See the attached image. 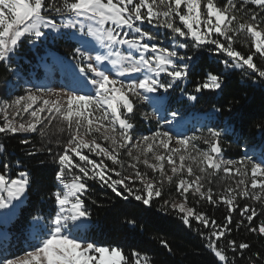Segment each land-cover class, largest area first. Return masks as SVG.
I'll list each match as a JSON object with an SVG mask.
<instances>
[{
  "label": "snow or ice",
  "instance_id": "snow-or-ice-1",
  "mask_svg": "<svg viewBox=\"0 0 264 264\" xmlns=\"http://www.w3.org/2000/svg\"><path fill=\"white\" fill-rule=\"evenodd\" d=\"M161 28L170 30L163 34L167 44L161 42ZM45 30L79 45L74 56L78 62L70 65L72 81L59 90L37 85L11 99L0 97V133L43 137L53 121L59 132L67 133L60 151L44 149L53 153L58 165L55 179L60 187L52 194L58 207L47 219L31 217V241L18 253L8 255L4 249L0 264H152L147 254L133 251L129 257L120 246L97 244L86 237L85 218L91 214L83 197L89 181H99L124 201L133 198L149 207L162 196L165 184L174 185L181 199H165L161 208L177 211L188 228L199 226L195 230L207 241L215 264H240L236 257L251 252V245L227 239L221 247L220 242L233 231L234 214L240 217L236 229L246 227L264 239V220L254 223L264 216V152L257 158L245 153L240 160L224 159L221 138L227 127H209L207 136L187 135L181 131L177 111L170 112L171 119L161 117L171 126L167 130L161 126L134 139V113L140 104L165 111L169 90L197 101L198 96L181 85L205 52L219 54L225 72L208 73L195 93H222L229 71L237 69L250 83L264 87V67L254 60L264 59V0H0V62L19 76L12 61L22 38L30 37L32 43L47 40ZM241 37L251 42L248 52L234 46ZM181 49L187 51L182 54ZM143 115L148 118V113ZM200 141L206 149L198 146ZM21 142L29 144L26 138ZM122 154L128 158L129 174ZM141 164L155 175L141 171ZM8 167L0 165L4 228L17 220L30 184L28 171L11 178L5 171ZM220 173V180L230 183L214 192L212 179ZM238 198L258 202L261 211L241 206ZM200 201L226 207L223 222L197 210ZM0 237L7 240L8 235L0 232ZM160 242L171 251L166 240ZM246 264H264V251L248 255Z\"/></svg>",
  "mask_w": 264,
  "mask_h": 264
},
{
  "label": "trees",
  "instance_id": "trees-1",
  "mask_svg": "<svg viewBox=\"0 0 264 264\" xmlns=\"http://www.w3.org/2000/svg\"><path fill=\"white\" fill-rule=\"evenodd\" d=\"M252 7V6H251ZM250 40L241 37L240 42L234 45L241 52L250 50ZM23 41L18 50L23 51ZM19 57L13 60L16 67L27 72L31 64L22 57L24 53L18 51ZM189 54H191L189 52ZM199 54V53H198ZM195 59V57H194ZM258 66L264 67V59L254 57ZM225 72L219 54L205 52L197 61L196 68L190 71V77L185 81L188 94L198 96L197 101H190L187 96L167 102L168 111L183 109L191 106L194 114L210 118L209 125L224 129L229 128L228 133L221 138L222 153L227 159L240 160L247 149L264 152V87L258 83L249 82L242 70L229 71L227 88L217 94L210 90L195 93V87L202 82L208 73L218 74ZM180 93V91H179ZM170 100V99H169ZM216 109H220L219 112ZM138 109L135 111L138 112ZM134 113V118L137 113ZM214 113V114H212ZM134 122L139 128L146 129V122L137 118ZM1 123V121H0ZM136 130V128L134 129ZM133 130V131H134ZM48 135L40 136L37 133L30 135L0 133V165L7 163L5 170L11 178H17L19 171H28L30 184L26 192L24 204L17 214V220L8 227V238L2 240V246H6L8 253H18L29 243L30 230L29 219L33 216H42L45 219L54 214L57 205L54 203L53 192L58 188L55 173L58 165L54 163L52 154L60 151L66 139L64 136L55 138L54 125L46 129ZM67 135V133H66ZM28 139L29 144L21 141ZM60 141V143H57ZM45 147L52 148L53 153L45 151ZM29 152L34 153L28 155ZM16 161L21 163L17 165ZM89 192L85 199V206L90 212L88 218L86 237L97 244L120 246L125 254L131 257L133 251L147 254L152 264H215L214 256L207 248V241L195 230L198 225L188 228L180 219V214L171 209H162L165 199H181L175 192V186H164L160 198L154 199L151 207L143 205L139 201L130 198L124 201L117 197L106 186H100L89 181ZM169 192L172 196H169ZM241 206L247 204L238 201ZM195 203L189 195V204ZM197 210L206 212L215 218L218 223L223 222L227 209L224 206H212L206 201H200L195 205ZM240 217L234 214L233 231L220 242L224 246L227 239H235L240 242H248L251 252L245 250V256H237L240 264H246L247 256L251 253L264 251V239L258 234L251 233L246 227L235 228L236 221ZM254 219V223H258ZM134 221L135 223H130ZM166 240L171 251L161 244ZM229 254H230V250Z\"/></svg>",
  "mask_w": 264,
  "mask_h": 264
},
{
  "label": "rangeland",
  "instance_id": "rangeland-1",
  "mask_svg": "<svg viewBox=\"0 0 264 264\" xmlns=\"http://www.w3.org/2000/svg\"><path fill=\"white\" fill-rule=\"evenodd\" d=\"M47 2V0H46ZM57 3H59V0H57ZM218 3H222V0H218ZM253 8L254 5H251ZM53 18H56L57 21H59V17H56L55 13L51 14ZM145 27H151L148 25H145ZM68 31V30H65ZM46 34H48V39L44 40L42 38L41 41L32 43L31 38H22L23 41V51H20L17 49V52L15 54V57L13 60L17 59L19 57L18 51L20 53H24L22 56L26 62L31 64V67L29 70V73L21 70L20 68L16 67V63L12 61V66L19 72V76L16 75L15 72L10 71L8 68V65L5 62H0V97H3L4 99H11L14 98L16 95H22L25 94L26 89L34 88L37 85H48L50 87H53L57 90L61 86H66L72 81V68L70 65H75L78 61L74 59L75 54V48L79 45L72 40H68L66 38H61L57 36L55 33H49V30H45ZM160 39L163 44L169 43V40L163 35L164 33H170V30H166L161 28L159 30ZM181 41H183L184 38H180ZM246 39V38H245ZM21 41V42H22ZM20 45L18 46V48ZM182 54L187 50H179ZM95 53H93L94 55ZM78 71V69H77ZM65 81L66 84H63L62 82ZM185 82L181 85L182 88L185 87ZM170 101L176 100L177 97L181 98L183 93H179V90L173 91L169 90V94H166ZM139 110L136 112L138 115L135 116V122L138 121V117L140 120H143L146 122V129H141L136 125V130L133 131L134 139L138 138L141 135H150L153 131L157 130L159 127H163V129L167 130L170 128V125L164 124L163 119H161L162 116H166L168 119H171L170 111H168V107L165 106L166 110L163 112L160 111H154L152 107H150L147 104H140L138 105ZM184 106L183 109L176 110L179 113V116L177 117L178 120H181V131L184 132L187 135H192L195 133L196 135H208V128L211 127L209 125V122L211 119H207L205 117H199L196 116L193 111L190 108ZM148 113V118L145 119L143 113ZM135 113V114H136ZM214 114V113H212ZM1 123L2 117H0ZM55 128L54 137L55 138H61V136H64V138H67L66 132L61 133L58 130V127L56 126V122L53 121L52 123ZM229 130V128H227ZM228 133V131L223 135L225 136ZM17 134H23V135H30L29 133H17ZM32 134V133H31ZM222 136V137H223ZM198 146L201 148H207V145L203 144L202 141L197 142ZM260 151H256L255 149H247V151H244L243 153H248L250 155H253L254 158L258 157ZM91 155V154H90ZM222 156L224 159H227L223 153ZM122 158L125 159L126 165H125V174H129L132 172L130 168L127 167L128 158L126 155L122 154ZM97 160H99V157H96ZM106 163H109L111 166L110 161H106ZM141 171H148L149 175H155L151 172L150 169H146L144 165L139 166ZM169 174H171L169 172ZM223 176V173L218 174L216 177H213L211 187L213 188L214 192L217 191H223L224 184L230 183V181H221L220 177ZM113 178L115 175L113 174ZM100 186H104L100 184L99 181H92ZM137 186L138 182H137ZM165 186H169L168 184H165ZM58 187L59 182H58ZM189 195L192 196L191 192ZM26 193L25 196L22 197L23 204L25 202ZM180 200V199H179ZM177 200V202H179ZM245 202L251 206H255L257 208V211L260 212L261 208L258 202L253 201L248 198L239 199L238 201ZM22 206V205H21ZM58 207V206H57ZM258 223L261 220H264V216L258 217ZM85 223L88 226V218H85ZM10 226V225H9ZM4 228L3 226H0V232H6L8 233V227ZM32 236L30 232L29 242L31 241ZM2 240L3 237H0V252H2L4 249H7L6 246H2ZM8 255H10L7 251Z\"/></svg>",
  "mask_w": 264,
  "mask_h": 264
}]
</instances>
